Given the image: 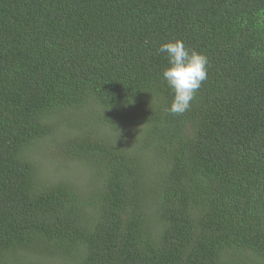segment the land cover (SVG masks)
<instances>
[{"label": "trees", "instance_id": "1", "mask_svg": "<svg viewBox=\"0 0 264 264\" xmlns=\"http://www.w3.org/2000/svg\"><path fill=\"white\" fill-rule=\"evenodd\" d=\"M0 264H264V0H0Z\"/></svg>", "mask_w": 264, "mask_h": 264}, {"label": "clouds", "instance_id": "2", "mask_svg": "<svg viewBox=\"0 0 264 264\" xmlns=\"http://www.w3.org/2000/svg\"><path fill=\"white\" fill-rule=\"evenodd\" d=\"M158 52L165 54L168 62L161 76L173 94L169 111L182 115L189 110L197 90L207 79L208 58L189 50L179 39L161 43Z\"/></svg>", "mask_w": 264, "mask_h": 264}, {"label": "rangeland", "instance_id": "3", "mask_svg": "<svg viewBox=\"0 0 264 264\" xmlns=\"http://www.w3.org/2000/svg\"><path fill=\"white\" fill-rule=\"evenodd\" d=\"M62 161V160H61ZM51 164L49 165V167L47 168L48 170H46V175L50 180H54V179H58V178H63V177H67V179L69 181H71L72 183H74L76 186H78L79 188H83V186L85 185V182L87 181V176H86V172L85 170L82 168V166L75 164V163H69L67 162H60V161H49ZM55 163V164H53ZM64 163V165H66V170H52L55 166L57 167H61L60 164Z\"/></svg>", "mask_w": 264, "mask_h": 264}]
</instances>
